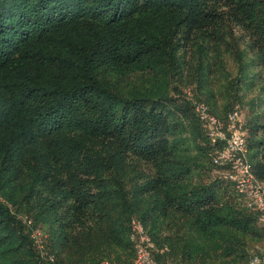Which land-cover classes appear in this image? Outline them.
I'll return each mask as SVG.
<instances>
[{"label": "trees", "instance_id": "1", "mask_svg": "<svg viewBox=\"0 0 264 264\" xmlns=\"http://www.w3.org/2000/svg\"><path fill=\"white\" fill-rule=\"evenodd\" d=\"M254 87L264 180V0H0V264H133V217L159 262L264 260L195 107L225 119Z\"/></svg>", "mask_w": 264, "mask_h": 264}, {"label": "built area", "instance_id": "2", "mask_svg": "<svg viewBox=\"0 0 264 264\" xmlns=\"http://www.w3.org/2000/svg\"><path fill=\"white\" fill-rule=\"evenodd\" d=\"M195 107L215 147L213 162L219 166L230 167L227 173L228 179L233 181L238 192L246 197L249 207L262 213L264 220V180L256 174L249 159L240 106L233 109L225 119L214 114L204 101H195ZM31 222L32 220L29 219L27 223ZM32 234L38 243L37 247L42 252L44 248L42 230L33 231ZM130 240L135 251L133 264H170L156 259L155 254L164 249L156 245L142 221L136 217L131 219ZM49 257L54 260L53 255ZM103 264L111 263L104 261ZM250 264H264V260L259 255H255Z\"/></svg>", "mask_w": 264, "mask_h": 264}, {"label": "rangeland", "instance_id": "3", "mask_svg": "<svg viewBox=\"0 0 264 264\" xmlns=\"http://www.w3.org/2000/svg\"><path fill=\"white\" fill-rule=\"evenodd\" d=\"M235 71V70H234ZM192 90V87H188V88H186V91H188V92H190ZM259 94V87H257V88H253L252 89V91H250L249 93H248V96H246L245 97V99H244V101H243V103H240V102H237L236 103V107L237 106H240V109H241V119H242V121H243V125L247 122V119H248V117H249V115L251 114L250 113V109H249V107H248V101L250 100V99H253L254 97H256L257 95ZM235 107V108H236ZM234 108V109H235ZM0 201H2L6 206H8L10 209H12L13 211H15L14 210V208H13V205H12V203L7 199V198H3V197H1L0 196ZM19 217H21V219L24 221V224L26 225V228H27V230L28 231H30V229H31V231H32V233H33V231L35 232V231H37L38 229H41L42 230V232L44 233L43 234V238L44 237H46L47 235V232L45 231V229L43 228V227H41V224L40 225H36L35 224V222L33 221L34 220V218L31 216V215H29V214H19L18 215ZM29 216V217H28ZM25 218H27V220L25 219ZM32 220V222L29 224V223H27L28 222V220ZM35 226H37V227H35ZM39 227V228H38ZM31 233V236H32V238H33V240H34V243L35 244H37L38 245V243L36 242V239L33 237V234ZM42 253L43 254H46L44 251H42ZM115 255V254H114ZM121 255H122V257L124 258V261L126 262H131V263H133V261H134V254L133 255H131V257H129L126 253H121ZM105 261H108L109 263H111V264H124V263H120V262H116V261H112L111 259H107V260H105ZM112 261V262H111Z\"/></svg>", "mask_w": 264, "mask_h": 264}]
</instances>
